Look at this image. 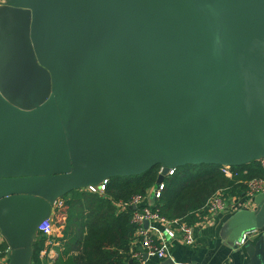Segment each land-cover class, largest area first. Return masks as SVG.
<instances>
[{
    "label": "water",
    "instance_id": "1",
    "mask_svg": "<svg viewBox=\"0 0 264 264\" xmlns=\"http://www.w3.org/2000/svg\"><path fill=\"white\" fill-rule=\"evenodd\" d=\"M13 4L27 20L0 38V233L12 264H29L38 225L74 189L155 165L159 184L186 164L264 158V0ZM249 256L264 264V234Z\"/></svg>",
    "mask_w": 264,
    "mask_h": 264
},
{
    "label": "trees",
    "instance_id": "2",
    "mask_svg": "<svg viewBox=\"0 0 264 264\" xmlns=\"http://www.w3.org/2000/svg\"><path fill=\"white\" fill-rule=\"evenodd\" d=\"M218 164H186L165 176L161 196L150 198L158 186L161 166L155 165L140 175L113 176L103 193L74 189L61 199L63 207L54 216L62 217V236L55 233L51 240L59 244L53 264H139L132 254L136 248V225L133 208L121 203L143 195L141 207L149 205L168 219H183L192 225L206 219L205 206L212 195L224 192L241 196L245 182L263 176L260 161L233 167L228 177ZM150 195V196H149ZM140 207V208H141ZM47 237L38 233L34 242L32 264H45L41 252ZM45 262V263H44Z\"/></svg>",
    "mask_w": 264,
    "mask_h": 264
},
{
    "label": "crops",
    "instance_id": "3",
    "mask_svg": "<svg viewBox=\"0 0 264 264\" xmlns=\"http://www.w3.org/2000/svg\"><path fill=\"white\" fill-rule=\"evenodd\" d=\"M14 0H0V38L8 36L20 37L27 20V9L14 6ZM0 45V67L8 63L10 57L6 50ZM153 197L152 190L149 192ZM58 200V199H57ZM263 196H256L252 202L246 201L242 197L230 199V206L222 213L215 216L211 222L201 224L196 227L197 243L189 246L184 243H175L171 248V256L175 264H249V250L254 246L264 234V210L261 204ZM56 209L54 210V212ZM54 215L51 214V216ZM258 229L250 236L248 242L241 247L236 246V241L242 233L248 229ZM38 232L32 242L34 252V242ZM62 235L58 234V237ZM1 247L3 252L0 255V264L13 263V248L9 241L0 233ZM48 239H46L47 242ZM46 257L42 258L45 264H53L58 256L59 244L48 246ZM45 249L42 250L45 251ZM32 252V253H33ZM41 256V255H40ZM146 264H163L162 259L145 255ZM33 254L29 264H32Z\"/></svg>",
    "mask_w": 264,
    "mask_h": 264
},
{
    "label": "built area",
    "instance_id": "4",
    "mask_svg": "<svg viewBox=\"0 0 264 264\" xmlns=\"http://www.w3.org/2000/svg\"><path fill=\"white\" fill-rule=\"evenodd\" d=\"M260 161L261 167L264 171V158ZM176 168H170L166 177L173 175ZM162 170V168H161ZM221 170L228 176L232 177L235 174V170L232 166H222ZM161 172V171H160ZM109 179L104 180L98 187L89 186L86 187L92 192L103 193L106 189V185ZM246 191L241 195L226 197L224 192H217L210 197L206 206V219L201 224H206L212 221V219L218 214L224 212L230 206V199L233 197H242L246 201L252 202V200L260 195L264 194V173L262 177L254 178L245 182ZM164 181L160 182L157 187L152 189L153 196L156 198L161 196V191L164 189ZM145 197L143 195H136L130 201L121 203V208H135L132 222L136 225V248L133 251L132 257L137 260L139 264H146L145 255L157 257L165 260L172 258L171 248L175 243H184L189 246H194L197 243L196 227L198 224L192 225L183 219H168L161 215L158 210H153L149 205L141 207ZM64 201L59 198L55 201L53 207L54 210L63 207ZM141 207V208H140ZM55 213V212H54ZM53 216V215H52ZM50 215L40 222L37 231L43 236L47 237L46 247L56 245L55 241L51 238L55 232V226L53 219ZM148 221V226L145 223ZM258 229H248L244 231L241 237L236 241V246H244L250 236L255 234ZM0 239H2L0 237ZM3 252L0 240V255ZM47 255V249L41 252V257L44 258Z\"/></svg>",
    "mask_w": 264,
    "mask_h": 264
},
{
    "label": "rangeland",
    "instance_id": "5",
    "mask_svg": "<svg viewBox=\"0 0 264 264\" xmlns=\"http://www.w3.org/2000/svg\"><path fill=\"white\" fill-rule=\"evenodd\" d=\"M52 219H53V224H54V226H55V233L58 235H62V217H60V216H52ZM54 233V234H55Z\"/></svg>",
    "mask_w": 264,
    "mask_h": 264
}]
</instances>
